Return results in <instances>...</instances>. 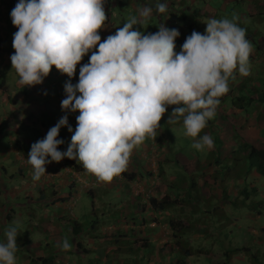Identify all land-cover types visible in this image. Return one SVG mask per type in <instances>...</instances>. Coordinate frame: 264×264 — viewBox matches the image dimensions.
<instances>
[{
  "label": "clouds",
  "instance_id": "9594fccd",
  "mask_svg": "<svg viewBox=\"0 0 264 264\" xmlns=\"http://www.w3.org/2000/svg\"><path fill=\"white\" fill-rule=\"evenodd\" d=\"M104 4L105 0H18L10 13L12 24L18 29L13 37L14 54L10 57L18 83L24 87L39 85L55 67L69 78L64 84L66 98L61 101L62 111L79 112L67 151H58L64 141L57 139L62 127L72 132L67 115L48 130L43 140L31 145L27 157L34 181L46 175V164L67 158L78 161L98 181L112 182L126 170L133 149L146 137H156L167 106H175L168 123H176L182 117L184 134L194 140L192 147L210 151L214 140L202 130L209 132L206 124L214 118L220 98L229 91V80L250 75L252 45L246 39L247 32L234 22L236 17L209 19L205 33L193 31L177 53V29L161 24L156 33L147 35L132 30L151 16L152 9L147 6L138 8V16H132L114 35L101 42L99 31L107 19ZM156 10L165 13L167 5L160 3ZM97 45L89 62L80 67L78 83L73 85L71 78L76 66ZM236 71L239 74H234ZM253 97L259 99L264 93L260 91ZM198 191L191 192L190 198L183 195L180 201L187 202L189 213L192 202L188 199L197 197ZM256 193L259 195L261 191ZM148 198L150 205L152 197ZM155 200L169 201L175 206L170 197ZM197 206L201 211L212 210L201 206L199 201ZM170 207H157L155 212L168 211ZM252 213L260 217L258 212ZM182 221L172 218L167 224L174 241L171 222L185 226ZM18 228L17 223L6 229V240L0 242V264H16ZM114 237L105 236L106 242ZM143 237L144 244L137 246V251L142 252L143 258H151V253L145 251L146 245L150 246L149 251L154 244L149 237ZM167 244L163 243L161 249ZM60 247L67 251L71 244L65 238ZM195 250L200 253L194 248H189V253L197 254ZM59 260L63 259L57 257V264Z\"/></svg>",
  "mask_w": 264,
  "mask_h": 264
},
{
  "label": "crops",
  "instance_id": "0c3cea01",
  "mask_svg": "<svg viewBox=\"0 0 264 264\" xmlns=\"http://www.w3.org/2000/svg\"><path fill=\"white\" fill-rule=\"evenodd\" d=\"M110 1H114L113 5ZM133 1L134 0H105L104 10L108 15L103 26L104 28L99 31L101 42L109 35H114L118 28H122L123 24L132 16H138L137 9L141 8L143 1L137 3L138 7L135 6L136 4L134 5ZM156 1H160V3L164 2V0ZM214 1L220 2L224 7L232 5V14L233 17H236L237 21L244 20V18L246 20L255 19L254 21H256V23L252 25L256 29L255 32L252 26L246 30L247 35L254 33L258 38L255 39V36L246 37L252 45L249 64L252 68L251 71H253L256 66L257 72H255V74L259 73L260 76L264 77V31L261 30L259 26L262 25V28L264 27V17L262 18V22L260 18V13H264V6L255 5L251 7V11H253L252 9H257V11H259L257 15H255V13L243 14L247 13L243 11V9L248 6L246 5L247 0ZM248 1L250 4H254L257 0ZM148 2L151 1L148 0L146 3ZM187 2L189 1L187 0ZM242 2H244V5H242ZM17 3L18 0H0V130H2L1 125L4 124V130L0 133V242H5V231L8 227L12 226L13 222L20 223V221L25 220V223L19 225L18 228V237L16 240L18 250L15 254L16 264H40L39 259L42 257L39 256V253L43 255L42 251L47 248L50 240L56 244V248H53L52 253L57 255L55 257L56 264L57 257L63 259L60 264H62V262L65 264H134V258L131 257V254L134 253L133 250H138L134 241L138 235L137 227H139V222H142V229H140L141 234H145L147 237L152 238V233L156 231V229H147L146 227L159 228L161 226L158 231L162 232V225L167 227L170 219H172V217H168V213L174 206H171L168 211L160 212L161 214L157 215L159 219H157L156 214L158 213L153 212V208H149V203L144 200V202H142L141 211L138 213L136 211L138 207L137 199H132V197L126 195L124 193L125 190H123V188H128V183L132 181H123L122 173L118 177H115L110 183L100 182L94 175L87 173L78 161L69 160L67 158L62 159L58 163L51 162L46 164V175L42 176L39 181H34L32 179V167L28 163L27 157L31 149V142L27 144V139L31 136V132L37 129L36 133L33 134L35 136L32 143L43 140L48 130L55 126L64 115H67L68 124L72 128V132H69L67 127H62L57 137V139L64 141V143L59 146L58 151L65 152L71 143V136L75 132L77 126L76 117L79 115V112L72 113L62 111L61 101L66 98L64 84L69 78L58 72L55 67L50 70L49 75L45 77L43 82L39 85L24 87L18 83L19 77L15 70L12 69L10 60L11 55L14 54V49L12 47L13 37L18 30L12 24L10 13ZM256 3L258 4L259 2ZM200 4L204 7V11H206L208 6L203 3ZM243 6L245 7L243 8ZM247 9L248 8L245 10ZM152 14L151 17L144 20V22L147 20L151 21L153 19ZM206 14L207 15L202 16L196 14L198 20L204 21H201L197 25L196 22L195 24L192 23L190 28L195 27L201 30L200 27L201 24H203L206 29V20L209 21V19L214 16H208V12H206ZM216 16H214V18ZM197 19H194L193 22ZM119 20H122V22L118 25L116 23ZM144 22L140 25H143ZM140 25H134L132 30L142 31L141 28H137ZM171 29L173 28L171 27ZM176 39L182 40V42L184 41L180 36ZM175 45V51L180 52L182 46L179 48L178 44ZM97 48L98 45L85 55L80 64L76 66V71L71 78V83L73 85L78 83L80 67L89 62L92 52H95ZM260 65H263V67H259ZM234 74L239 73L236 71ZM239 76L240 75H238L237 78L240 80L241 76ZM8 79L13 80V86L8 85ZM235 80L239 81L238 79ZM262 85L264 86V83ZM233 86L234 83L232 88ZM238 88L239 90L242 89V87ZM245 88L248 89L246 86ZM77 95H79V93H77ZM237 96H240V92ZM261 99L262 101H260ZM225 100V104L230 106L228 98L225 97L224 102ZM257 101L264 104V97H260ZM252 104L256 105V103ZM226 105H224L226 111H224L219 118H222L223 121H227L232 117V114H234L233 106L227 108ZM45 107L48 108V110L49 108L51 109L49 110L50 121L46 122L47 124L39 122L38 120L41 110ZM236 116V119L243 121L247 120L241 110L238 111ZM216 117L215 115L214 119H216ZM215 125L217 126L214 129L219 130L222 126L226 128L227 122L225 125L215 122ZM10 126L11 128L9 129L8 127ZM204 129L201 133L210 135L213 138L214 144H216L213 147L214 152L217 153V151H219V148H217L218 142L223 145L221 139L222 133L214 132L210 134ZM251 131L252 133L248 135V140L246 141L250 146L255 144L256 137L258 140V136H260L262 140L264 136V131L261 129L258 130L256 135L253 130ZM19 133L27 134V138L25 135L21 137ZM146 140L148 139H145V141ZM148 143L149 142L143 146L147 147ZM162 143L163 142H161V145ZM26 146H30L28 147L29 149H26ZM221 148L222 147H220V149ZM218 159L220 158L218 157ZM66 161L73 162L74 165L80 167V169L75 167L70 168L66 164ZM10 168H12L14 173H11ZM127 168H129L128 165ZM174 169L169 173H172ZM130 172L132 171L130 170ZM128 179H130V177ZM163 182L165 183V180H163ZM87 184H90L91 187L82 191L81 185ZM171 185L173 184L169 183L168 186H166L167 193H161L160 198L170 197L169 193L179 195L180 190L174 185ZM188 190L189 187L187 191H185V195L188 193ZM110 191L111 194H109ZM121 193L126 196L124 200L120 197ZM82 196H86L90 199L91 212L88 211L85 213L82 208H77V203ZM141 201L142 200H140V202ZM146 203H148V205ZM97 204L100 205L99 209L96 208ZM96 211H100V214H97ZM152 215H155V218L158 220L156 223L154 219H150ZM92 217H95V220H92ZM122 224L126 225L125 228H127V231H125V233L122 231ZM96 226H101V228L98 229L99 234L97 233ZM49 227L52 228L49 230ZM115 227H118V229L115 230ZM31 230H38L40 233L45 234L46 236L42 238L48 244L39 247L40 237L38 235L28 236ZM128 230L129 233L133 235V238L128 236ZM110 231L113 232L111 233ZM107 233L113 234L115 237L109 240L113 243L108 244L105 250V247L99 243H105L107 241L105 238ZM27 236L32 245H29L27 238L26 241H24V238ZM118 236H120V238L117 239ZM65 238H67L68 242L71 244V249L67 251L62 250L60 247ZM183 242L188 244V248L200 249L199 247H204V245L195 247V242H193V244L185 242L184 240ZM211 242L212 241L209 240L205 244L211 245ZM179 243V241L171 242L168 244V248L178 250L180 247L177 246V244ZM35 245L36 251L34 250ZM27 249L31 252L25 255ZM90 249L94 253V258L88 257ZM155 249V245H153V248L149 249L151 258ZM140 253L142 257L143 254L142 252H139V254ZM85 254L87 256H85ZM176 254H174V256Z\"/></svg>",
  "mask_w": 264,
  "mask_h": 264
},
{
  "label": "rangeland",
  "instance_id": "374dc122",
  "mask_svg": "<svg viewBox=\"0 0 264 264\" xmlns=\"http://www.w3.org/2000/svg\"><path fill=\"white\" fill-rule=\"evenodd\" d=\"M120 1V0H119ZM143 1V4L141 7H150L153 12V19L151 21L147 20L144 22L143 25H140L137 28H141L142 31L141 33L147 35L149 33H156L158 31V27L163 24L166 28H175L179 32V36L181 38L186 39V37L190 36L193 31L199 32L201 34L205 33V27L203 24H201L200 29L190 26L193 24L196 25L200 23L201 21L204 20H198L197 15H207L206 12H208V16L214 15L217 16L215 17L216 19H222V18H227L229 20H233V14H232V5H229L228 7H224L223 4H221L218 1L214 0H164V2L167 5V11L165 13H158L155 7L160 3V1L156 0H149L151 2L146 3L148 0H134V5L138 7L137 3H141ZM199 1V2H198ZM222 1V0H219ZM113 5L114 1H110ZM256 2H259L258 4ZM254 4H250V2L247 0V7L243 6V11L247 13L243 14H253L255 15L259 14V11L257 9H252L251 7L255 5H263L264 6V0H257ZM203 3L208 6L207 10L204 11V7L200 4ZM244 5V2H242ZM248 8L247 10H245ZM264 11V10H263ZM262 11V12H263ZM258 12V13H257ZM112 15V14H111ZM113 16V15H112ZM214 16L212 18H214ZM151 17V16H150ZM264 17V16H263ZM194 19H197L193 22ZM211 19V18H210ZM255 19H245L241 21H237L236 19L234 20L237 25L245 30V33L247 32L246 30L251 27L252 25H255L256 21ZM122 20H119L116 24H120ZM206 20V24H207ZM171 25V27H170ZM261 30L264 31V27L262 28V25H259ZM254 32H255V27L252 26ZM261 34V31H260ZM178 36V37H179ZM256 35L250 34L247 35L246 37H252ZM255 39H258L257 37ZM182 40H175V44H178L179 48L182 46L184 43ZM181 49V48H180ZM179 53V52H177ZM259 67H263V65H260ZM252 68L250 66V75L243 77L241 76V79L239 81H235L233 79H230L228 82L229 85V91L220 98V104L216 109V119H211L207 122L206 124V129H209L210 134L217 132V133H222L221 134V139L223 141L220 143V146L218 145L217 148H219V151H217L218 161L221 160H232L233 157L236 158V153L235 152L237 149H239V145H236L237 142L236 140H241L246 144V141L248 140L247 137L250 133H252L251 130L254 131L255 135L257 134L258 130H263L264 131V104L263 103H258L255 105V107L249 112L248 115L245 116L247 119L246 121L236 119L237 118V113L239 110H235L233 108V113L232 117H230L227 121H223V119H219L221 115L226 111L224 109V105H226V100L224 102V98L228 97H236L237 94L239 93V88L242 86H246L247 88H252V94L258 95L261 92H264V86H262L264 82V77H260L259 73L257 72L256 66L254 67V70L251 71ZM255 74V76H254ZM254 76V78H253ZM240 77V76H239ZM239 79V78H238ZM8 85L13 86V80L8 79ZM234 83V86L232 88V85ZM230 103V101L228 100ZM227 106V105H226ZM175 106H167L166 112L161 118L160 121V127L157 128L156 130V137L155 138H150L146 137L148 140H144V142L141 144L146 145L147 142V147L145 146H138L134 148V151L132 152L128 166L129 168H126V170L122 173L123 176V181H132L131 183H128V188H123L124 193L126 195H129L132 197V199H137V209L136 211L139 213L141 211L142 205L144 200L149 202L148 197H154L155 199H160L161 193H167L166 191V186H168L169 183L173 184L178 190H180L179 195H173L169 193V196L171 200L175 202L174 208L169 211L168 217L175 218L179 221H182L183 218L188 217V222L190 220V228L186 232V237H183L180 239V241H185V242H190L193 244L195 242L194 246H203L204 247H199L200 253H198L197 250L195 252L197 254H193L191 256H187L184 258V263L185 264H224V249H226V246L230 243L234 244V248L236 246L237 240L240 239V236H248L246 238L245 244H250V248L256 247L252 251H255L254 255H257V262L248 261V258L245 256L243 253H235V252H229V254L232 253V257L229 262H225L227 264H244V262L247 260V264H253L254 263H259L264 264V181L260 182L261 179L258 180L257 176H253L254 174L251 173L247 177L250 172H247L245 176L241 174L240 178L236 182H230L228 178H224L225 180L223 181L221 178V174L223 173L220 167L229 165L228 163L222 162V165L217 166V163L214 162V156L212 153L214 152V148L212 150H205V151H197L192 147V144L194 141H192L191 137L186 136L185 130L183 128V118L181 117L178 122L176 123H168L169 117L171 116V113L173 111V108ZM227 108H231L230 106H227ZM224 109V110H223ZM49 110H51L49 108ZM49 110L48 108H43L41 110V113L38 117L39 122H42L44 124H47L46 122L50 121L49 117ZM237 111V112H236ZM225 117V116H224ZM213 122V123H212ZM215 122L217 124H222L225 125L227 122V127L225 128L224 126L220 127L219 130L214 129L216 128L217 125H215ZM225 122V123H223ZM242 122V124H241ZM212 123V124H211ZM245 124V125H244ZM244 125V126H243ZM2 130H0V133L3 132L4 130V124L1 125ZM9 129L11 128L8 127ZM37 129H34V131L31 132V136L27 139V144L31 142V145L33 144V138L36 133ZM214 130V131H213ZM2 131V132H1ZM19 135L22 137L23 135L26 136L27 134L25 133H19ZM164 135V136H163ZM200 136H203L199 134ZM264 135V134H263ZM163 136V138H160ZM161 140H160V139ZM199 139V136L196 138ZM190 143H188V141ZM161 142L162 145H161ZM236 142V143H235ZM35 143V142H34ZM253 144V147L258 150L262 151L264 150V136L262 137V140L260 136H258V140L256 137V140ZM186 144V145H185ZM185 145V146H184ZM216 145V144H214ZM26 146V149H29ZM220 147H222L220 149ZM143 148V149H142ZM146 148V149H145ZM239 158L240 154L238 155ZM246 161V160H245ZM247 162V161H246ZM164 164V166H163ZM235 166V163L233 164ZM241 166H238V169H240ZM248 166L242 165V169L247 168ZM162 168V172L160 169ZM175 168V169H174ZM172 169L173 172L169 173ZM130 170L132 172H130ZM11 173H14L12 171V168H10ZM224 171V170H223ZM135 174L136 178H129L130 175ZM195 175V176H192ZM166 178H165V177ZM194 178L197 184L193 186L192 190H188L189 193H193L194 190L200 189L198 191V196L194 197L193 200L188 199L189 202H192L189 206L191 210V218L189 217V209H188V204L187 202H180L183 199V195H185V191H187L188 183L190 182L191 178ZM125 179V180H124ZM167 179V180H166ZM134 180V181H133ZM165 180V183L163 182ZM229 181L228 186L226 187V191L224 193V186H225V181ZM224 182V184L222 183ZM171 185V186H173ZM91 187L90 184L87 185H81V190H87V188ZM245 188L248 191H255V190H260L261 194L252 196L251 199L249 198L246 205L251 211L252 208L255 209V211L261 210V216L259 217L255 213H247L249 210L246 208L239 206L238 209L231 206L230 202L231 200H227L225 197H228L229 199L232 197V200H235L237 197L238 192L242 191V189ZM111 194V191L109 192ZM236 194V195H235ZM194 196H196L194 194ZM80 197V196H79ZM121 199L124 200L126 196L121 193ZM196 198V200H194ZM226 199V200H225ZM140 200H142L140 202ZM134 201V200H133ZM199 201V204L204 207H210L209 209L215 208V207H221L224 210V213H221V210L216 211L214 214L212 212L204 211V214H200L199 208L197 206V202ZM148 205V203H146ZM144 204V205H146ZM244 204V202H243ZM100 205L97 204L96 208L99 209ZM77 208L78 209H83L85 213L88 211L91 212V204H90V199L87 198L86 196H82L77 203ZM97 212V211H96ZM97 214H100V211L97 212ZM161 213L158 212L157 215H160ZM223 216H220V215ZM148 215V214H147ZM208 219V217H210ZM37 219V217H36ZM150 219H154L155 223L158 221L155 218V215H152ZM92 220H95V217H92ZM20 221V220H19ZM230 221V223H229ZM22 225L25 223V220H22L19 222H13L12 226L15 224ZM229 223V224H228ZM161 224V223H160ZM158 224V225H160ZM123 225V224H122ZM142 226V222H139V227H137V237L135 238L136 246H143L144 244V239L146 236L140 235V229ZM148 226V225H147ZM157 226V225H156ZM162 232L158 231L159 228H153L156 229V231H153L152 233V238H149L150 241L155 245V251L152 253V258L147 257H142L141 258V253L139 254L140 251H134V253L131 254V257L133 259L134 264H178L177 258L178 254L174 253L178 250L175 249H169L168 244L175 242L174 240L171 239L170 237V230L162 225ZM97 227V233L98 229L101 228V226H96ZM126 225H123V233L127 231L125 228ZM146 227V226H145ZM52 227H49V230ZM147 228V227H146ZM150 228V229H153ZM220 228L222 231H220ZM118 227H115V230H117ZM234 230V234L231 236V231ZM111 233L113 231H110ZM240 232V233H238ZM261 233H263V237L260 239H257L261 236ZM33 235H38L40 237V246H45L46 243L45 240L43 239L46 235L40 233L38 230H31V232L28 233V236H33ZM113 234L107 233L105 236H109ZM209 237H208V236ZM254 235V236H253ZM25 237L24 241H26V238L28 240L29 245H32V243L29 241V237ZM115 236V235H114ZM128 236H131L128 230ZM127 236V237H128ZM221 236V238H220ZM43 237V238H42ZM251 237L253 239H256L255 243L251 242ZM120 238V236L117 237V239ZM133 238V237H132ZM209 238V239H208ZM247 239L249 242L247 243ZM127 240V239H126ZM209 240H212L213 243L211 245L205 244ZM220 240L222 241L221 244L223 248L221 247ZM128 241V240H127ZM159 241V242H158ZM112 243V241L107 242V243H99L103 245V247L106 248L108 247V244ZM163 243H168L163 249ZM239 244H241L239 242ZM59 247V246H58ZM53 248H56V244L53 243L52 240H50L48 246L46 249L42 251L43 255L39 253V256L42 257L40 264H43L42 261L48 260L47 264H56V256L53 253ZM34 250L36 251V245L34 246ZM160 250V251H159ZM193 250V248H192ZM258 250V251H257ZM159 251V253H158ZM31 251L28 249L25 252V255L30 254ZM148 254L149 251H146ZM158 253V254H157ZM174 254H176L174 256ZM60 256V255H59ZM88 257H93L94 258V253L90 249L88 253ZM88 259V258H87ZM37 261V260H36ZM34 261V262H36ZM61 262V260H59ZM62 264H65L62 262Z\"/></svg>",
  "mask_w": 264,
  "mask_h": 264
},
{
  "label": "trees",
  "instance_id": "16d2710c",
  "mask_svg": "<svg viewBox=\"0 0 264 264\" xmlns=\"http://www.w3.org/2000/svg\"><path fill=\"white\" fill-rule=\"evenodd\" d=\"M107 15H108V13L106 12V16ZM263 16H264V13H260L261 22H262ZM254 45H255V42H254ZM244 88H245V86H242V89L240 90V96L236 97L235 99H232L230 104L233 107H236V108L240 109L244 113V115H248L249 112L255 106L252 103H256L257 104L259 102L257 101V99L255 97H253L255 95L252 94V92H251L252 89H246V88L244 89ZM244 90H246V91H244ZM260 101H262V99ZM163 136H161L160 138H163ZM187 141H188V143H190L189 140H187ZM192 141H194L193 138H192ZM218 145H220L219 142H218ZM238 145H239V149H237L235 151V152H237L236 153L237 154L236 158L233 157L232 160H227L226 159V160L218 161V157L214 156L215 153H212V155H210V156H214V162L217 163V165H222V162L229 164V165H225V166H221L220 167L221 169L224 170V171L222 170L223 173L221 174L222 180L224 181L226 178H228V180H230V182L232 181L234 183V182L239 180L241 174L243 176H245L246 174H248L247 172H250V174H248L247 177L249 175H251V173H252V174H254L253 176H257L258 177V180L261 179L262 181H264V150L257 151L255 148H253L249 144L242 143L241 140H238ZM239 154H240L241 158L238 157ZM234 163H235V166H233ZM66 164L70 168L75 167V168H79L80 169V167L74 165V163L71 162V161H66ZM242 165H245V166H248V167L242 169ZM238 166H241L240 169H238ZM245 170H247V172ZM160 171L162 172V168L160 169ZM192 176H195V175H192ZM129 177L130 178H135L136 175L132 174ZM228 180L225 181L226 183H225V186L223 188L224 193L226 191V187L229 184ZM222 183L224 184V182H222ZM195 184H196V182H195L194 178L192 177L190 179V182H189V187H190L189 190H192V188H193V186H195ZM170 189H172V188H170ZM236 194H237V197H236L235 200H232V197L230 199L228 197H225V198L227 200H231V202H230L231 206H233V207H235L237 209H238L239 206H242V207L246 208L247 210H249V208L247 207L246 203L248 201H250L248 199L249 198L251 199L252 196L257 195L256 190L255 191H248L245 188H243L242 191H240V192H238ZM187 197L190 198L191 194L187 193ZM243 202H244V204H243ZM171 205H172V203H170L169 201H164V202L160 203V202L156 201L154 198H151L150 199V207L149 208H153V212H155L157 207H160V208L163 207V206H169L170 207ZM208 210H209V208H208ZM218 210H221L220 212L224 213L223 208H221L220 206L216 207V208H212V210L208 211V213L212 212V214H214ZM199 211L202 214H204V211L206 212V210L201 211L200 209H199ZM252 212H255L254 208H252L251 211L249 210V212H247V213H252ZM256 212H258L260 214V216L262 215L261 214V210L256 211ZM223 215H220V216H223ZM189 217L191 218V213H189ZM209 218H211V216L208 217V219ZM182 222H185L186 225L185 226H182V225L180 226L178 223L174 224L173 222H171V226L173 227V228L172 227L171 228H172V230H174V238L176 239V241L180 242L179 244H177V246H179L180 248L178 249V251H176V253L178 254V258H177L178 264H185L183 259L186 258L187 256L191 255V253H189L188 244L184 243L183 241H180L181 238L186 237V232L190 228L189 227L190 226L189 225L190 224V220L188 222V218H186ZM229 223H230V221H229ZM218 229H220V228H218ZM220 231H222V230L220 229ZM231 232H232L231 233V236H232L234 234V230L231 231ZM247 237L248 236H246V237L240 236V239L237 240L238 243H236L235 248H234V244H232V243H230L229 246L228 245L226 246V249H224L225 251H224V256H223L224 257V264H227L225 262H229L230 261V259L232 257V253L229 254V255H228V253L232 252V251L237 253V254L243 253L244 256H245V259H246V256H247L248 261H252L253 260L254 262H257V255H254L256 253H254L255 251H252L256 247H252V249H251L250 248V244L249 245L245 244ZM262 237H263V233H262V236L257 238V239H260ZM220 238H221V236H220ZM250 239H251V242L255 243L256 239H253V237H251ZM210 241H212V240H210ZM221 242L222 241L220 240V244H221ZM239 242L241 244H239ZM248 242H249V240L247 239V243ZM211 243H213V241ZM149 247H150L149 245H146L147 249ZM221 247L223 248L222 244H221ZM147 249L145 251H147ZM41 259L42 258H40L39 260L41 261ZM47 261L48 260H44V261H42V263L43 264H47ZM248 261L246 260L244 262V264H247ZM254 262H252V263L256 264ZM207 264H209V263H207ZM257 264H260V262L257 263Z\"/></svg>",
  "mask_w": 264,
  "mask_h": 264
}]
</instances>
